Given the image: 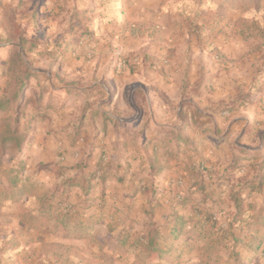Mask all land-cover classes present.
Instances as JSON below:
<instances>
[{
    "label": "crops",
    "instance_id": "0c3cea01",
    "mask_svg": "<svg viewBox=\"0 0 264 264\" xmlns=\"http://www.w3.org/2000/svg\"><path fill=\"white\" fill-rule=\"evenodd\" d=\"M234 2L29 0L84 33L46 43L61 55L17 96L36 102L30 121L10 123L0 75V264H133L145 247L159 251L149 264H173L166 248L232 223L264 239V60L226 34L258 10ZM175 210L191 222L172 242Z\"/></svg>",
    "mask_w": 264,
    "mask_h": 264
},
{
    "label": "rangeland",
    "instance_id": "374dc122",
    "mask_svg": "<svg viewBox=\"0 0 264 264\" xmlns=\"http://www.w3.org/2000/svg\"><path fill=\"white\" fill-rule=\"evenodd\" d=\"M233 4L243 8L248 5L258 11L254 15L246 11L249 15L239 18V32L234 29L226 32V34L228 33V36L231 37L242 35L243 39L247 40L245 41L247 45H249L248 39L255 41L252 47L247 46L245 54L249 53V56L259 54L264 60V0H237ZM19 6L21 8L18 10L6 8L0 11V45L7 47L5 53L2 49H0V53L2 52L3 56L9 55L7 60L0 61V75L7 77L3 88L8 91V101L10 100V103H8L11 116L9 117L10 123H16L17 118L21 116L25 121H30L33 119L32 116L36 114L28 110L30 103L31 106H35L36 103L31 96H28V100L23 101L22 104H18L17 96L19 91L30 87L31 78H33V75L35 77V70L38 69L39 74H43L41 75L43 78L46 77V71H50L49 68L52 66L51 63L46 62L48 57L61 55L60 49L46 47V43L67 38L77 41L79 35L81 37L84 33L74 32L78 24L81 23V19L71 13L67 15L64 8L46 14V12L37 13L35 10L33 12L29 7V0H22ZM7 50H10L9 54ZM69 50L73 55L74 49ZM211 52V56L217 60H223L224 57L221 51L213 48ZM37 80L40 81V77ZM33 85L35 86V84ZM12 100H15V102L11 103ZM30 117L32 118L30 119ZM10 130L12 131L11 124ZM24 130L29 133L30 127L25 126ZM22 133V136H24V132ZM25 137H21L22 148L26 146ZM7 148V144L1 142L0 155ZM23 152L25 151H22L20 157H23ZM24 165L25 160H18V167L10 168V166L9 169L21 171ZM2 166L3 162L0 158V167ZM0 182L8 183L4 180H0ZM222 225L227 226L225 221L222 222ZM241 226V224L232 223L229 230L228 228L223 229L221 225H219L220 229L218 227L209 229L210 226L208 229L214 235L207 237L204 233L195 245L188 243L186 246H181L178 243L180 249H177L184 254L180 258L176 249L174 252L179 259L173 260L175 261L173 264H264V239L256 235L254 225L249 228L246 227L252 232H245V229ZM242 231L246 234H241ZM190 245L193 248L190 249ZM88 258L86 259L90 261ZM118 260L119 264L129 263L125 256H118ZM103 261L108 264V258H103ZM164 264H171V260L166 261Z\"/></svg>",
    "mask_w": 264,
    "mask_h": 264
},
{
    "label": "trees",
    "instance_id": "16d2710c",
    "mask_svg": "<svg viewBox=\"0 0 264 264\" xmlns=\"http://www.w3.org/2000/svg\"><path fill=\"white\" fill-rule=\"evenodd\" d=\"M249 93H245V95H243V98H249ZM242 98V96L240 95L239 99ZM28 100V98L26 99ZM6 103V102H5ZM19 104V103H18ZM7 139L4 138L1 140L2 143H5ZM0 142V143H1ZM16 147L18 148V150L21 152L22 151V145L19 142L16 143ZM106 177L103 178V180H105ZM181 203V202H180ZM170 217L172 218V220L174 221V224L171 228V231H170V235H171V238L170 240L172 242H174V240H176L182 233H183V230L185 228V226H188V224L191 222L190 218H185L183 215L179 214L178 211H173L171 214H170ZM203 220H208L209 221V216L206 215L205 213L203 214V217H202ZM232 226V224L230 225ZM168 245H170L169 243H167ZM145 252H147V255L145 257V260L141 261V260H138V261H134L133 264H149L150 260H152V253H158L159 251H154L152 249H150L149 247H145ZM164 252H166V256L167 258H170L172 260H175V259H179V257H177L174 252L172 251L171 248H166L164 250ZM160 258V257H159ZM175 261H173L174 263Z\"/></svg>",
    "mask_w": 264,
    "mask_h": 264
}]
</instances>
